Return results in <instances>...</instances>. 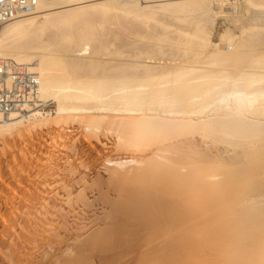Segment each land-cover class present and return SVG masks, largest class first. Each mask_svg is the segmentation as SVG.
<instances>
[{"label": "bare ground", "instance_id": "6f19581e", "mask_svg": "<svg viewBox=\"0 0 264 264\" xmlns=\"http://www.w3.org/2000/svg\"><path fill=\"white\" fill-rule=\"evenodd\" d=\"M206 1L212 8L210 17L221 14L230 17L224 13L223 0L164 1L143 8L138 7L137 0H97L81 5L73 0H43L36 12L28 15L31 17L21 16L27 18L0 27V58L29 65L40 82L36 109L8 117L0 115V264H240L244 260L264 264L261 238L258 243L249 244L254 246L255 254L237 250L239 246L247 248L241 245L243 240L238 243L236 240V248L235 245L230 248V241H225L226 246L229 244L230 249L239 253L229 251L232 256L227 252L229 262L224 259L228 246L222 248L224 255L219 242L218 247L212 245L214 224L223 221L220 217L211 220V209L220 213L215 208L218 201L212 195L214 199L218 195L221 198L223 190L217 187L227 185L216 186L221 182H212L216 193H210L211 181L218 175L208 174L202 165L201 171L196 170L200 172L198 175L194 169L197 155L204 164L210 160L215 164L243 160V151L221 146L207 149L208 141H203L197 132L205 131L209 138L220 136L226 142L246 137L255 144L253 179L260 193L245 202L258 209L264 204V52L258 47L253 48L254 54L245 49L249 59L258 51L257 57L249 61L260 64L240 69L236 64L240 58H236L238 48H245L250 39L240 37L244 41L236 43L230 39L234 31L227 36L229 31L226 35L222 29L215 41H209L205 32L209 29L202 26L210 18L206 12L208 20L198 17L202 24L189 23L191 26L186 28L190 32L185 35L183 25L180 35L177 34L180 30L175 27L177 24L174 28L169 25V32L164 25L165 31L160 30V35L151 30L163 23L162 19L160 23L155 21L157 10L176 14L195 9L201 13V9L209 10ZM254 1L247 3L253 8L264 7V0ZM112 19L118 30L126 33L130 29L126 35L132 33L138 42L152 39L157 48H162L155 49L156 43L149 40L154 43H151L153 52L144 46V50L126 55V60L111 67L106 65L109 61L94 57L81 62L84 47L78 48L84 42L97 41L101 22L105 24ZM150 20L156 22L155 28L151 25L144 28L142 25ZM44 27L58 29L59 33H52L55 36L52 42L37 45V34ZM245 27L240 28V34H248ZM171 28L176 30L174 34L172 29L174 36L179 38L182 33L184 40L173 39ZM207 46L204 53L201 48L206 51ZM164 48L181 52L184 48L188 51L183 50L185 55L190 56L172 52V57H168L165 50L161 52ZM228 53L236 54L232 56L237 60L233 64L238 65L237 69H229L231 65L228 68L226 64L220 66L219 58L213 59L216 56L224 59ZM244 54L241 50L239 56ZM99 68L101 73H96ZM74 69H83L84 73ZM50 100L56 103V110L51 113L46 111ZM39 106L44 108L37 109ZM234 187L232 191L236 190ZM250 208L253 210L252 206L247 210ZM251 210L247 211L246 215L250 213L247 217L251 216L255 224H264V211ZM223 213L230 215L227 211ZM240 230L234 232L238 234Z\"/></svg>", "mask_w": 264, "mask_h": 264}, {"label": "rangeland", "instance_id": "374dc122", "mask_svg": "<svg viewBox=\"0 0 264 264\" xmlns=\"http://www.w3.org/2000/svg\"><path fill=\"white\" fill-rule=\"evenodd\" d=\"M154 2L152 3V2H150V3H143V2H141V0H137V4H138V7H140V8H143V7H145V6H152V5H157L158 3L160 4V3H164V1L166 2H176V1H181V0H163V2L160 0V1H158V0H153ZM184 1V0H183ZM201 1V0H200ZM204 1V0H203ZM225 1V2H224ZM156 2H158V3H156ZM223 7H224V9H226L225 10V12L224 13H226L227 15H230V17L229 16H226V18L221 14V15H217L216 17H210V16H212V15H210V14H208L209 12H210V10L212 11V8L207 4V1L205 2L206 4H207V6H209L208 8H209V10L207 11H204L205 9H201V10H203V12H201L200 13V11H198V10H195V9H191V11H193V12H189V11H181V13H176L175 14V12H173V14H171V12H163V11H161V10H157V13H156V19H155V21H157V23H160V21H161V19H162V22L163 23H167V24H163L162 22V24L160 25L161 27H162V29L160 28V26H158V29H156L155 27H154V22L155 21H151L150 20V23H149V21H148V23L147 24H145V25H142L143 27L145 26L146 27V25H148V26H152V27H154L155 29H153V28H151V30L153 31V33H156V32H158V33H156V34H161L162 32H163V30L166 28V27H168V29H167V31L169 30V28H170V26L171 27H173V25L175 26L176 24V26L175 27H179L178 29H180V30H178V33L177 34H179L180 35V32L179 31H181V28L180 27H182L181 25H183V27L182 28H189V26H191L190 24H192V23H194V22H198V23H196V24H202V20H200L199 18L201 17V19H204V20H208L209 19V21L211 20V22H209V21H207L206 23H207V25H206V23H204L203 22V24H202V26H206L204 29L205 30H208L209 32H210V34L208 33V31H205L206 33H207V35H209L210 36V38H209V36H207L210 40L209 41H211V40H213V41H215V39H217L219 36L218 35H220V33H222V31H224L225 32V30H226V35L228 34L227 32L229 31V35H227V36H231L233 33V36L232 37H230V39L232 38V40L231 41H235L236 43L238 42V43H240L241 41H244V38L245 39H250L249 41H250V43H249V41L247 40L246 41V43L245 44H247V46L244 48V47H241V49H239L238 48V51L240 50V52H239V54H237V56L238 57H236V58H239V59H237V60H239V61H237V60H235L236 58H235V56H236V54H234V53H232V55L234 54L235 56H230V54L231 53H228L229 54V56L230 57H227L228 56V54H227V56L226 55H224V59H223V56H221V59H220V56H216L215 58H213V59H215L214 61H216V59L217 58H219V60L217 59V63L218 64H220V66L222 65L223 67L225 66V64H226V67H228V65H231V66H229L228 68L229 69H237L236 68V66H238L239 65V68L241 67V68H243V69H245V68H247L248 66V68H250V67H254V65L256 66V67H258L259 66V64L257 63V64H252L251 63V61L255 58V57H257V55H258V53L256 52V54H255V56L254 57H252L251 55H250V59L248 58V56H249V53H248V56H247V51L246 50H248V51H250L251 50V53H253L254 54V49L255 48H257L258 50H259V48H260V50H262L261 52H264V49H262V48H264V46H262V45H264V42H262V40H264V39H261V36L262 35H264V26H262V25H264V16H262V15H264V10H261V9H264V7H252V6H250V5H248V3H247V0H223ZM253 2H255L254 0H253ZM257 2H259L258 0H257ZM235 3V4H234ZM229 4V5H228ZM247 5V6H245V5ZM235 7V8H233V7ZM246 7H247V10H246ZM205 8H207V7H205ZM230 8V9H229ZM245 8V9H244ZM251 8V9H250ZM257 8V9H256ZM223 9V10H224ZM228 9V10H227ZM232 9V10H231ZM240 9V10H239ZM194 10H195V12H194ZM235 10H236V12H235ZM255 10V11H254ZM158 11H160V12H158ZM235 13H233V12ZM253 11V12H252ZM205 12L208 14V16H207V18L208 17H210V18H206L205 17ZM232 12V13H231ZM245 12V13H244ZM247 12V13H246ZM165 15H164V14ZM201 14V15H198V14ZM231 13V14H230ZM179 14V15H178ZM184 14V15H183ZM191 14V15H190ZM257 14H258V17H257ZM112 15H114L113 13L111 14V16ZM158 15L159 16H161V17H158ZM190 15V16H189ZM198 15V16H197ZM210 15V16H209ZM235 15V16H234ZM167 16V17H166ZM169 16V17H168ZM175 16V17H174ZM182 16V17H181ZM187 16V17H186ZM203 16V17H202ZM221 16H222V19H221ZM27 17H31V16H27ZM27 17H22V18H18L17 20H19V19H23V18H27ZM127 17H129V16H127ZM165 17V18H164ZM174 17L175 18V20H176V18L178 19V18H181L182 20H184L185 19V22H183V23H181L182 22V20H181V22L180 23H178V21L176 20H174V18L172 19V18ZM195 17H197V18H195ZM199 17V18H198ZM229 17V18H228ZM241 17V18H240ZM130 18H131V16H130ZM158 18V19H157ZM165 19V22H164V19ZM169 18V19H168ZM171 18V19H170ZM213 18V19H212ZM262 18V19H261ZM191 19V20H190ZM197 19H198V21H197ZM245 19V20H244ZM252 20V21H250V20ZM255 19H257V20H255ZM260 19V20H259ZM113 20H115V19H112V22L111 21H105V24L103 23V22H101V24L100 25H103L102 27L99 25V30H100V33H99V37H98V39H96L97 41H95V40H90V41H88L87 42V44L84 42V43H82L81 44V46L78 48V50H80V49H82V47H84L83 49V51L80 53V58H81V62L82 61H88V60H92V58L94 57L96 60H99V61H103V62H105V63H107L108 61V63L106 64V65H108V66H112V65H114L115 63H119V62H123L122 60H126L127 58V56L126 55H128V57H129V55L130 54H132V53H134V54H136V52H138V50H141V49H143L144 50V46H145V48H146V50H151V48H152V52H153V47H154V45H156V47H154L155 49L157 48V42H155L154 40H152V39H149V40H152L153 42H155L156 44H154L152 41H150L149 42V40H147L146 39V43L144 42V40L145 39H143L142 41H139L138 42V39L136 38V37H134L135 35H133L132 33H131V35L130 34H127L126 35V33H128V31L130 32L131 30L129 29L128 30V28H127V32L125 33V32H123V31H120V30H118L119 29V27L117 28L116 27V25H117V23H115ZM170 20V21H169ZM175 21V24H173L174 23V21ZM225 20H227V21H225ZM236 20V21H235ZM244 20V21H243ZM249 20V21H248ZM14 21V20H13ZM167 21V22H166ZM200 21V22H199ZM202 21V22H201ZM152 22V23H151ZM170 22H172L171 24H170ZM229 22V23H228ZM231 22V23H230ZM246 22V23H245ZM103 23V24H102ZM113 23H115V24H113ZM156 23V22H155ZM190 23V24H189ZM211 25H210V24ZM248 23H251V24H248ZM256 24V25H252V24ZM258 23V24H257ZM138 24H140V23H138ZM195 24V25H196ZM222 24H224V25H222ZM239 24H241V25H239ZM244 24V26H242ZM246 24V25H245ZM156 26H157V24H155ZM159 25V24H158ZM166 27H165V26ZM170 25V26H169ZM210 25V26H209ZM222 25V26H221ZM230 25V26H229ZM234 25H236V26H234ZM253 27H252V26ZM261 27H260V26ZM139 26V25H138ZM141 26V25H140ZM147 26V27H148ZM243 28V27H245V29H247L248 30V34H243V33H239L240 32V28L241 27ZM116 27V28H115ZM143 27H141V29L140 30H143L142 28ZM144 27V28H145ZM163 27H165V28H163ZM193 27H194V25H193ZM225 27V28H224ZM229 28V30L227 29V28ZM237 27V28H236ZM239 27V28H238ZM250 27V28H249ZM258 27V28H257ZM160 28V29H159ZM174 28V27H173ZM173 28H171V31H172V29ZM184 28V29H185ZM185 29V30H183L182 29V31H183V33H184V35L186 34V32L187 31H189L190 32V29L188 30V29ZM214 28V29H213ZM253 28V29H252ZM256 28V29H255ZM121 30H124V28L122 29V28H120ZM148 29H150V28H148ZM148 29H144L146 32H148ZM175 29H177V28H175ZM191 29H192V27H191ZM194 29V28H193ZM223 29V30H222ZM54 30V31H53ZM58 30V29H57ZM57 30H55L54 28H49L48 29V27L46 28V27H44V29H42L40 32H39V34H37V37H36V40L38 39V43H37V45H42V44H45V43H48V42H52V40L54 39V35H52V33L53 34H55L56 33V31ZM103 30V31H102ZM126 30V29H125ZM155 30V31H154ZM158 30V31H157ZM162 32H161V31ZM174 30V29H173ZM222 30V31H221ZM247 30H244V31H247ZM257 30H260V31H262V32H260V34L257 32ZM102 31V32H101ZM165 31V30H164ZM174 31H175V33H174ZM174 31H172V32H170V33H174V34H176V30H174ZM193 31V30H192ZM192 31H191V33H192ZM234 31V32H233ZM149 32H150V30H149ZM148 32V33H149ZM169 32V31H168ZM168 32H164L165 33V36H166V33H167V36L169 37V33ZM231 32H233V33H231ZM57 33H59V31L57 32ZM57 33H56V35H57ZM125 33V34H124ZM164 33H163V35L162 36H164ZM215 33H217L216 35H215ZM219 33V34H218ZM230 33H231V35H230ZM246 33V32H245ZM257 33V34H256ZM174 34H173V36H172V38L173 37H176V39H180L181 38V36H182V33H181V36L178 38L177 36H179V35H175L174 36ZM235 34H236V36H235ZM250 34V35H249ZM101 35V36H100ZM133 35V36H132ZM183 35V36H184ZM187 35H189V33H187ZM206 35V34H205ZM246 37H245V36ZM248 35V36H247ZM257 35H261L260 36V38L257 36ZM190 36V35H189ZM213 36V37H212ZM217 36V37H216ZM238 36H239V38H238ZM53 37V38H52ZM170 37H171V34H170ZM184 37H188V36H184ZM226 37V36H225ZM240 37H244V38H241L240 39ZM51 38H52V40H51ZM100 38V39H99ZM102 38V39H101ZM130 38V39H129ZM235 38H236V40H235ZM262 38H264V37H262ZM129 39V40H128ZM173 39H175V38H173ZM182 40H184L183 38H181ZM239 39V40H238ZM253 39H255L256 41H258L257 43H256V41L255 40H253ZM106 42H105V41ZM127 40V41H126ZM135 42H134V41ZM165 40H166V38H165ZM99 41H100V43H99ZM101 41L103 42V43H101ZM124 41V42H123ZM149 43H148V42ZM251 41L253 42L252 44H254L253 46H252V44H251ZM255 41V42H254ZM94 42V43H93ZM122 42V43H121ZM129 42V43H128ZM166 42V41H165ZM164 41H162V43H165ZM249 44H248V43ZM92 43V44H91ZM98 43H99V46H97L98 45ZM133 43V44H132ZM137 43V44H136ZM139 43V44H138ZM141 43H143V44H141ZM151 43H153L154 45H151ZM260 43V44H259ZM84 44V45H83ZM96 44V45H95ZM101 44H102V47L100 48V46H101ZM105 44V45H104ZM120 44V45H119ZM137 46V48H135L136 46ZM145 44H148V45H145ZM258 44V45H257ZM94 45H95V47H94ZM130 45H131V47L132 48H130ZM150 45H151V47H150ZM166 45H168V44H166ZM166 45L164 46L165 48H167L166 47ZM251 45V46H250ZM257 45V46H256ZM260 45V46H259ZM99 47L97 50V52L99 53V51H101L100 53L101 54H97V52L95 53V52H93L97 47ZM140 46L142 47V48H140ZM148 46H149V48H148ZM153 46V47H152ZM163 46V45H162ZM254 46H256V47H254ZM172 47V46H171ZM248 47V48H247ZM93 48V49H92ZM127 48V49H126ZM148 48V49H147ZM159 48H162V47H159ZM159 48H157V49H159ZM162 49L161 50V52L162 51H168L169 49ZM168 48H170V45H169V47ZM209 47L207 46V48H206V51H205V48H201L202 49V51H204V53H206L207 52V49H208ZM254 48V49H253ZM57 49V48H56ZM100 49V50H99ZM102 49H103V51H102ZM129 49H132V50H129ZM154 49V52L156 51ZM174 51H176V52H174ZM200 49V48H199ZM204 49V50H203ZM246 49V50H245ZM256 49V50H257ZM59 50V49H58ZM127 50V51H126ZM134 50V51H133ZM150 50H149V52H150ZM172 50V51H171ZM171 50H169L168 51V53H166L165 51H164V53L166 54V55H168V57L170 56V57H172V52L173 53H175L174 55H176V53L177 52H181V50H177L176 48H171ZM183 50H184V48L182 49V52H181V57L183 56V55H185V53L184 52H187L188 53V51H186V50H184V52H183ZM241 50H242V52L243 53H245L243 56H244V58L243 59H245V60H243L242 59V61L240 60L241 59V57H243V56H239L240 55V53H241ZM244 50V51H243ZM255 50V51H256ZM110 51V52H109ZM132 51V52H131ZM136 51V52H135ZM201 51V52H202ZM246 51V52H245ZM253 51V52H252ZM57 52V51H56ZM60 52V54L62 55V53H61V51H58L57 53H59ZM125 52V53H124ZM128 52V53H127ZM131 52V53H130ZM65 52H63V54H64ZM67 53H69L68 51L66 52V54ZM92 53H94L93 54V56L91 55ZM107 53V54H106ZM163 53V52H162ZM162 53H160L159 55L161 56V54ZM169 53H171V54H169ZM182 53H183V55H182ZM107 56H106V55ZM252 54V55H253ZM97 55V56H96ZM102 55V56H101ZM114 55V57H112ZM187 56H190V53L189 54H186ZM185 55V56H186ZM64 56V58L65 57H67L66 55H63ZM118 56V57H117ZM123 56V57H122ZM162 56H164V54L162 55ZM247 56V57H246ZM111 57V58H110ZM120 57V58H119ZM165 57H167V56H165ZM234 57V58H233ZM251 57H252V60H251ZM87 58H88V60H87ZM164 58V57H163ZM230 59L229 61H230V63H229V61H228V59ZM247 58V59H246ZM82 59H85V60H82ZM94 59V60H95ZM111 59V60H110ZM129 59V58H128ZM212 59V60H213ZM222 59H223V61H226V63L225 62H223L222 61ZM105 60V61H104ZM112 60L114 61V62H112ZM235 60V61H234ZM249 60H251V61H249ZM222 61V62H221ZM237 61V62H236ZM244 61V62H243ZM247 61H249L251 64H252V66H250L251 64L250 63H248ZM110 62H111V64H110ZM221 62V63H220ZM235 62H236V64L238 63V65H233V64H235ZM245 65V66H243V64ZM86 63V62H85ZM113 63V64H112ZM229 63V64H228ZM217 64V65H218ZM240 65H242V66H240ZM81 66H79L78 68H80ZM232 67V68H231ZM233 67H235V68H233ZM245 67V68H244ZM240 68V69H241ZM75 70V72H78V70L79 69H74ZM73 70V71H74ZM99 71H97L96 73H101L100 71H101V68H99L98 69ZM80 71V73L82 74V73H84V72H82L83 71V69L81 70H79ZM74 72V74L76 75V76H78V75H81L80 73L78 74H76ZM50 103H49V105H48V107H47V109H46V111L47 112H49V113H51V112H54L55 110H56V103L55 102H53L52 100H50L49 101ZM204 132L205 131H203V132H200V134L197 132L196 134L197 135H199V137L200 138H202L203 139V141H208L207 142V145H206V147H207V149L209 148V150H211V149H215V148H218V146H221V147H225L226 149L228 148V149H230V150H234V151H240V152H242L241 154H242V161L241 162H223V161H221V162H218V161H216V164H215V161H211L210 160V163H208V164H204V163H202L201 161H200V158H199V156L197 155L196 157H195V160L196 159H198V160H196V163H194V169H195V171L196 170H198L199 171V169H200V171H201V167H199L200 165H202V167H205V168H207V172H208V174H214V175H218V177H217V179L216 180H214V181H211V184H210V186L212 187V191H210V193L211 192H215L214 190V187L216 188V186L217 185H220V184H222L223 183V186L224 185H227V187H229V188H227L226 186L224 187V188H222V185H220V186H218L217 188H219V187H221V190H223V193L222 194H220V189L218 190L219 192V194H220V196H222L221 198L219 197V195H218V199H214V195H212L213 196V200H216V201H218L219 202V204H215L216 205V207L215 208H219L220 209V213H214L213 212V209H211V211H210V216H211V220H214V219H216V218H223V221H221V222H218V223H215L214 224V229H215V233H214V236L213 237H211L212 239H213V241H214V243H213V241H212V245H214V244H218V242H219V250H220V247H221V251H222V253H223V250H222V248H224V246H226V243L228 242V241H230V248H232L231 247V245H235V246H233V247H238V245L236 246V240H237V243H238V240H243L244 241V243L243 244H241V245H244L245 247H247L246 249H244V248H242V247H238V249L237 250H241V252L242 253H244L245 254V252L246 253H251V254H255L254 252H252L253 251V249L254 248H252V247H254V246H250V245H253L252 243L254 242V243H258V241H259V239L260 240H264V236H262V235H264V230H262V229H264V226H262L261 228H260V226L261 225H264V224H257L258 222H256V224L255 223H253L254 222V219H253V221H251L252 219H251V216H250V218L249 217H247V215H250V213L249 214H247L246 215V213H247V211H249L250 212V210H251V208H250V210H247V209H249V207H253V210H251V211H253V213H254V211H255V213L257 212V210H258V213H261V211H264V207H262V206H264V204H261L260 206H258V207H260L259 209L261 210H259L258 208H256L255 206L256 205H253V204H249V203H246V202H248V200H251V199H254L256 196H257V193H260V192H257L256 190L257 189H255L256 188V183H255V180L253 179L254 178V169H252V168H255V161H253L254 160V153H255V144L254 145H252L253 144V142H251V141H248L247 140V138L246 137H244L243 139L241 138V140H236L235 142L234 141H229V142H226L225 141V139H223V138H221L220 136H217V135H215V137L214 138H209V137H211V136H205V134H204ZM207 139V140H206ZM243 140L244 141H247V142H243ZM225 141V142H224ZM211 142V143H210ZM232 142V143H231ZM215 143V144H214ZM250 143V145H248ZM208 144H210V146L208 147ZM245 145V146H244ZM242 147V148H241ZM195 148H197V147H194V149ZM211 148V149H210ZM246 151V152H245ZM244 155V156H243ZM245 157V158H244ZM197 161H198V165H197ZM201 163H200V162ZM243 161H244V163H243ZM248 162V163H247ZM252 162H253V164H252ZM220 163V164H219ZM230 165H229V164ZM234 163V164H233ZM249 164V165H248ZM204 165V166H203ZM245 165H247V166H245ZM254 165V166H253ZM197 166V167H196ZM218 167V168H217ZM199 168V169H198ZM223 168V169H222ZM237 170V171H236ZM244 170V171H243ZM252 170V171H251ZM198 171H196L195 172V175L197 174H199L200 172H198ZM205 172H206V170H205ZM206 172V173H207ZM230 173V174H229ZM242 173V174H241ZM226 174V175H225ZM234 175V176H233ZM220 177V178H219ZM229 178H231L232 180V182L234 183H232L230 180H229ZM233 178H234V180H233ZM237 178V179H236ZM226 179H228V181L226 180ZM221 180V181H220ZM221 182V183H216L215 184V182ZM212 182H214V184L216 185V186H214L213 185V183ZM225 182V183H224ZM236 182V183H235ZM233 186H232V185ZM238 184V185H237ZM229 185V186H228ZM230 186H231V188H230ZM236 188H235V187ZM233 187H234V189H236L234 192H235V194H234V192L232 191V189H233ZM217 190V189H216ZM238 190V191H237ZM232 191V192H231ZM222 192V191H221ZM262 192V191H261ZM216 193V192H215ZM234 194V195H233ZM211 196V197H212ZM238 196V197H237ZM234 198H237V200L239 199V201H235V199ZM246 201V202H245ZM214 205V206H215ZM257 210H256V209ZM255 209V210H254ZM245 210H246V212H245ZM223 211L226 213V211H227V213H229L230 215H228V216H226L224 213H223ZM257 213V214H258ZM262 213H264V212H262ZM244 215H246V217L249 219L248 221H247V218L244 216ZM251 215H252V218H253V214H252V212H251ZM262 216V215H261ZM241 218H244V219H242L241 220ZM245 218H246V220H245ZM256 218V217H255ZM262 222H264V220H262ZM262 222H260V223H262ZM256 225V226H255ZM259 225V226H258ZM253 226H255V228L253 227ZM256 227H258L257 229H256ZM241 229V230H240ZM235 230H240V231H237V233L238 234H242V235H240V239L237 237L238 236V234H236V232H234ZM242 230H244L243 232H241ZM249 230V231H248ZM256 230V231H255ZM257 230H259V231H261V234H260V232L259 231H257ZM247 231V233L249 234V237H248V234H246L245 232ZM254 231H255V233H254ZM241 232V233H240ZM259 234H258V233ZM232 233H234V234H232ZM258 234V235H254V234ZM243 234H245L244 236H243ZM232 235H234V236H232ZM235 235H236V237H235ZM250 235H252V236H250ZM259 235H261L260 237H259ZM231 236V237H230ZM255 236V237H254ZM247 237H248V241H249V243H247L248 241H247ZM234 238H235V240H234ZM243 238H245V240L243 239ZM256 240V242L254 241V240ZM257 239H258V241H257ZM225 241H227V242H225ZM234 241V244L232 243ZM216 242V243H215ZM252 242V243H251ZM223 243H225L224 245H223V247H222V244ZM229 243V242H228ZM247 243V245H245ZM250 244V245H249ZM215 245V246H216ZM218 245H217V247H218ZM221 245V246H220ZM240 245V244H239ZM255 245V244H254ZM228 246V247H227ZM227 248L226 249H228L229 248V244H227ZM228 249V250H226V249H224V250H226L225 251V253H227V252H229V251H231V252H233V251H235V252H233L234 253V255H236L235 253H238V252H236V250H234V248H233V250L232 249ZM255 249H257L258 250V248L257 247H255ZM231 252H229L230 253V255L232 254V256H233V253H231ZM219 253H220V251H219ZM221 254V253H220ZM224 254V253H223ZM239 254V253H238ZM225 255V254H224ZM223 255V256H224ZM229 254L227 253V255H226V257L224 256V259H226L227 258V256H228ZM230 255H229V257L228 258H230ZM243 257V256H242ZM228 258L225 260L226 262L228 261ZM231 260V259H230ZM229 262V261H228ZM240 262V261H239ZM245 262H247V261H242V262H240V264H244ZM247 263H249V262H247ZM249 264H252V263H249Z\"/></svg>", "mask_w": 264, "mask_h": 264}, {"label": "built area", "instance_id": "2783aa9c", "mask_svg": "<svg viewBox=\"0 0 264 264\" xmlns=\"http://www.w3.org/2000/svg\"><path fill=\"white\" fill-rule=\"evenodd\" d=\"M43 0H0V27L21 16L33 15ZM97 0H73L81 5ZM39 79L27 64L0 58V115L27 112L38 104ZM39 106L37 109H43Z\"/></svg>", "mask_w": 264, "mask_h": 264}]
</instances>
